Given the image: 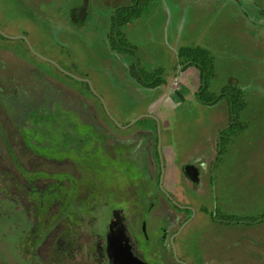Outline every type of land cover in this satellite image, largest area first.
I'll use <instances>...</instances> for the list:
<instances>
[{
	"label": "rangeland",
	"instance_id": "374dc122",
	"mask_svg": "<svg viewBox=\"0 0 264 264\" xmlns=\"http://www.w3.org/2000/svg\"><path fill=\"white\" fill-rule=\"evenodd\" d=\"M140 1L143 10L139 18L129 24H114L116 9L131 0H0V29L12 36L25 34L32 42L31 49L22 40L4 42L0 38L5 46L3 54L7 56L6 67L2 61L0 71L4 76L0 92L40 94L41 98L55 99L54 102L60 98L72 109L80 106V112L98 113L99 107L104 109L114 95L110 94L112 65L140 63L148 71L149 64L163 63L168 69L177 61V45L208 49L215 68L209 94L217 95L225 85L235 83L242 89L246 104L231 139L226 143L231 114L225 99L213 105L204 104L198 98L194 102L182 100L171 105L161 123L157 118L147 117L136 128L155 132L157 161L162 159L161 148L170 155L165 159L166 163L172 160V164L164 185L173 187L174 193L181 190L183 194L178 196L182 201L205 205L204 213L196 214L194 225L211 232V237L195 232L183 239L187 252L200 249L197 264H214L224 258L225 264H264V25L258 24L264 20V0ZM81 3H88L85 19L74 21L75 7ZM113 46L120 50L127 47L130 51L118 53ZM63 69L85 78L86 82L95 79L93 85L102 95L90 83L93 92L89 90L85 80L67 76ZM160 76L167 77L159 71L144 78L153 82ZM78 94H84L85 99ZM126 95L114 97L115 105L118 102L126 111L142 101L138 97L128 100L124 98ZM160 95L145 94L143 99L149 103L151 98ZM161 103L156 100L153 109L157 111L158 106L163 109ZM111 109L114 108H105V111ZM35 113L36 110L32 112ZM9 115L0 112L1 153L7 152L8 142L15 148L13 151L24 146L18 141L21 137L14 132ZM102 120L118 131L104 113ZM154 121L159 125L166 122L156 128ZM134 130L117 133L127 136ZM70 139L76 145L82 143L74 135ZM140 139L132 138L133 144ZM203 155L210 163L206 162V175L196 189L183 167ZM55 174L59 177V173ZM192 193L194 198L190 196ZM167 197L170 198L168 194ZM11 220L13 217L0 216V264L19 261L15 246L22 229ZM187 255L193 258V254Z\"/></svg>",
	"mask_w": 264,
	"mask_h": 264
},
{
	"label": "flooded vegetation",
	"instance_id": "af4514ba",
	"mask_svg": "<svg viewBox=\"0 0 264 264\" xmlns=\"http://www.w3.org/2000/svg\"><path fill=\"white\" fill-rule=\"evenodd\" d=\"M258 24L264 25V20ZM3 32L4 42L22 40L32 49L25 34ZM4 47L0 43V49ZM6 57L0 53V71ZM73 75L72 79L85 80ZM40 96L0 92V112L12 115L11 125L24 144L13 151L8 142L7 152H0V216L13 217L12 224L22 229L16 264H197L200 249L187 252L183 239L195 232L211 237V232L194 225L205 205L182 201L181 190L174 193L164 185L167 163L163 153L157 161L158 140L155 143L143 131L139 143L133 144L130 136L120 135L102 120L103 108L83 113L80 106L72 109L60 98L54 102ZM105 104L108 108L110 102ZM72 135L82 143H73ZM194 163L198 161L183 169L198 189L207 167L194 181L190 173L195 170L188 167ZM133 256L137 259L130 262ZM219 261L226 263V258Z\"/></svg>",
	"mask_w": 264,
	"mask_h": 264
},
{
	"label": "crops",
	"instance_id": "0c3cea01",
	"mask_svg": "<svg viewBox=\"0 0 264 264\" xmlns=\"http://www.w3.org/2000/svg\"><path fill=\"white\" fill-rule=\"evenodd\" d=\"M129 23H132V22H129ZM182 46H186V45H182ZM181 47H178L177 45V49L175 50L177 61H175L174 64L168 69L165 67L163 63L149 64L148 71L145 70L146 69L145 66L141 65L140 63L130 64L127 62L125 65L115 64L114 66L113 65L111 66L112 75H111L110 94H114V95L111 101L108 100V102H110L109 107L108 108L105 106L104 107L107 110L110 109V107L114 109H111L110 112L106 111L105 114L114 124L118 125L117 127L120 128V130L124 131L126 129H130V130L135 129L133 134H127V136H130L133 139H136L141 136V133L143 131H146L148 135H145V137L147 138L150 137L151 139L156 140L155 141L156 143L157 139L155 137V132L148 130L146 128L144 129L136 128L137 127L136 125H138V123H140L143 119L147 117L154 118V119L157 118L161 123L165 119L167 110L171 108L172 106H174L176 103H179L182 100H186V99L192 102L197 100V94H198V90L201 84L200 72H199V69L194 65L188 66L184 63H180L179 65H177V62L179 60L178 51ZM112 49L116 50L118 53L130 51L129 50L130 48H127V47L121 50L114 49L113 47ZM0 53L4 55L3 49H0ZM54 63H57V62H54ZM156 70L163 71V73L167 76L166 79L160 76L159 79H156L153 82H148V80L144 78L145 75L153 73ZM142 74H144V76L142 77L143 79L141 78ZM175 77L180 78V82H181L180 88L174 89L172 87V81ZM86 78L87 80L89 79V77H86ZM94 81L95 79L93 81L89 79L86 82V79H85L84 83L87 84L89 90H91V88L89 87V83H91L90 85L92 86V88L95 89L93 85ZM96 92L100 94L97 90ZM117 94H127L124 98L128 100H131V97L142 98V101L136 102L132 106L128 107V111H126V109L122 108V105H120L118 102H116L117 105H115L114 97H116ZM128 94H130V96ZM145 94H161V95L158 97L151 98L148 103L144 101L143 99ZM168 99H170V102ZM104 100H106V98H104ZM156 100L162 101L161 104L164 105L163 109L159 107L158 105L157 106L159 109L157 111L153 109V106H155ZM105 108H104V111H105ZM90 109H92V107H90ZM99 109H102V108L99 107ZM93 111L94 110H92V113ZM100 111L102 112V110ZM135 120L136 122H134ZM154 122L157 128L159 126H163V124H165L166 121H164V123L160 125L157 124V121H154ZM121 126H125V127H121ZM166 126H169V124L167 123ZM160 152L161 154L162 153L164 154L163 156L165 159L166 157L167 158L170 157L169 153H167L165 150H162V148L160 149ZM195 160H197L198 162H202L203 166H205L204 164H206V162L210 163V159L209 161L206 160V155L205 156L203 155L200 158H196ZM171 164H172V160L170 159L167 160L166 173H168L169 168H171L170 166ZM223 263H221L220 261H216L214 264H223Z\"/></svg>",
	"mask_w": 264,
	"mask_h": 264
},
{
	"label": "trees",
	"instance_id": "16d2710c",
	"mask_svg": "<svg viewBox=\"0 0 264 264\" xmlns=\"http://www.w3.org/2000/svg\"><path fill=\"white\" fill-rule=\"evenodd\" d=\"M85 5V4H84ZM82 3L75 7L74 21H83L81 11L84 9ZM88 10V9H87ZM143 5L140 0H131V3L122 5L116 9V15L114 17V24L121 23L127 24L141 16ZM0 37H3L0 34ZM113 41V36H111ZM114 49H119L113 46ZM120 50V49H119ZM178 57L180 63H184L188 66L194 65L199 69L201 76V84L198 90L197 98L200 102L213 105L222 99L227 100L230 108L231 121L229 123V131H226V143L231 139V136L235 134V130L238 128V122L240 117V111L245 107V101L242 94V89L236 86L235 83L231 85H225L219 94H209L210 81L215 76L214 58L210 51L202 46H182L178 51ZM159 70L154 71L148 75L158 74ZM159 79V78H158ZM238 87V88H237ZM240 127V126H239Z\"/></svg>",
	"mask_w": 264,
	"mask_h": 264
},
{
	"label": "water",
	"instance_id": "95a60500",
	"mask_svg": "<svg viewBox=\"0 0 264 264\" xmlns=\"http://www.w3.org/2000/svg\"><path fill=\"white\" fill-rule=\"evenodd\" d=\"M88 1V0H87ZM86 7H88V3L87 4H85V6H84V9L81 11V15H82V18H84V16L86 15V13H87V9H86ZM0 33H2L3 35H6L3 31H1L0 30ZM7 36V35H6ZM57 66H59L57 63H55ZM66 73L67 74H69V75H71V76H74L73 74H71L70 72H67L66 71ZM134 122H136V120L134 121ZM188 167L189 168H193L195 171L194 172H191L190 173V176H191V178L194 180V181H198V177H199V174H201L202 173V171H203V165H202V163L201 162H198V163H194V164H190V165H188ZM189 173V172H188ZM108 251H109V253L111 254V251H112V245H111V242H109V247H108ZM111 258V257H110ZM134 258H136V257H132L131 258V260H130V262H132V260L134 259ZM137 259V258H136ZM111 260H112V258H111ZM142 262V261H141ZM142 264H145V263H143L142 262Z\"/></svg>",
	"mask_w": 264,
	"mask_h": 264
},
{
	"label": "built area",
	"instance_id": "2783aa9c",
	"mask_svg": "<svg viewBox=\"0 0 264 264\" xmlns=\"http://www.w3.org/2000/svg\"><path fill=\"white\" fill-rule=\"evenodd\" d=\"M180 85H181L180 78L175 77L172 81V87L176 89V88H180Z\"/></svg>",
	"mask_w": 264,
	"mask_h": 264
},
{
	"label": "bare ground",
	"instance_id": "6f19581e",
	"mask_svg": "<svg viewBox=\"0 0 264 264\" xmlns=\"http://www.w3.org/2000/svg\"><path fill=\"white\" fill-rule=\"evenodd\" d=\"M88 250V249H87ZM92 257V256H91Z\"/></svg>",
	"mask_w": 264,
	"mask_h": 264
}]
</instances>
